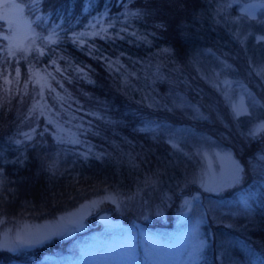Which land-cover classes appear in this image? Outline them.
I'll use <instances>...</instances> for the list:
<instances>
[{
	"label": "rangeland",
	"instance_id": "obj_1",
	"mask_svg": "<svg viewBox=\"0 0 264 264\" xmlns=\"http://www.w3.org/2000/svg\"><path fill=\"white\" fill-rule=\"evenodd\" d=\"M98 2L101 0H94ZM126 2L135 7L140 4L137 10L166 39L158 42L154 51L155 57H163L159 64L163 70L159 82L163 83L157 88L162 94L157 102L175 115L183 111L187 126L180 124L184 128L173 129L175 125L166 121L154 125L145 124V120L134 131L131 123L106 120L105 115L115 114V108L110 110L112 106L97 99L100 97L93 91L74 83L80 89H68L55 99L74 108L75 113L67 117L81 132L90 135L94 128L92 134L102 136L108 124L120 136H113L112 142L123 139L129 143L131 134L140 132L135 138L137 144L120 146V157L126 159V192L105 196L92 190L85 192L94 178H103V169L95 166L86 171L82 165L69 162L71 172L55 189L65 196L47 193L42 202H32L34 188L27 181L16 185L15 179L5 187V171L0 166V250L16 258L21 249H33L40 264L50 260L51 264H215L217 246L226 245V261L238 264L232 255L236 253L240 263L245 259L250 263V255H254L251 247L264 251V244L242 245L234 233L219 241V229L214 226L232 227L229 214L234 216L242 209L252 219L260 215L251 211L249 195L238 196L232 191L255 179H251L252 161L244 158L248 153L241 144L264 140V0ZM14 3L22 11L13 8ZM44 3L50 7L42 9ZM131 4H125L124 10L133 12ZM53 5L54 0H0V83H14V100L24 103L29 98L35 110L31 96L39 95L52 104L44 79L51 83L53 76L59 83L69 81L63 75L65 71L49 74L46 63L40 64L37 58H44L60 38L57 28L64 30L72 18L78 17L81 0H63L54 9ZM5 16L14 18V22L10 25ZM98 19L97 12L89 14L91 25ZM180 41L193 44L183 48ZM119 87L113 88L115 93L120 92ZM126 98L130 111L144 107ZM144 115L141 113V118H146ZM42 128L20 124L8 131L4 126L1 140L9 138L15 147L28 148L31 158L58 161L59 153L44 148L54 149L56 145L53 135ZM33 143L41 144L44 151ZM234 165L242 169L235 182L229 179ZM40 172L31 171L30 179L33 175L40 177ZM263 176L264 165L260 178ZM128 182L133 183L131 188ZM104 183H99L94 192H99ZM53 184L47 180L45 185ZM259 210L263 214L264 205ZM129 236L136 249L133 262L121 259ZM18 239L24 243H18ZM236 241L242 246L230 245Z\"/></svg>",
	"mask_w": 264,
	"mask_h": 264
},
{
	"label": "trees",
	"instance_id": "obj_2",
	"mask_svg": "<svg viewBox=\"0 0 264 264\" xmlns=\"http://www.w3.org/2000/svg\"><path fill=\"white\" fill-rule=\"evenodd\" d=\"M62 2L63 0H54L53 9ZM101 2L94 3V0H81V11L78 17L72 18L64 30L57 28V34L60 38L52 44L53 46L48 52L44 53V58H37L40 64L46 63L49 74L53 75L65 71L63 75L69 80L67 83H59L56 78L51 76L50 83L44 79L47 83L48 98L52 104L44 102L39 95L31 96L36 104L37 110H35L32 108L29 98L24 103L22 99L14 100L12 96L14 83H7V85L0 83V103H2L0 104V166L1 171H5L3 185L6 187L10 179H15L16 182L13 183L16 185L20 181H27L29 187L34 188L35 196H32V202L36 200L42 202L47 198V193L53 194L55 192L56 195L65 196L63 191H55V189L60 185L63 178L67 179L71 172L72 165L68 164L69 162L82 165V169L86 171L95 166L103 169V178H94L92 185L85 187V192L92 190L93 194L97 193V195L102 196L109 193L126 192L124 184L126 159L123 161L120 157V146L134 145L136 143L135 138L140 136V132L131 134L130 143L123 139L112 142L113 136L120 137L119 132L110 129L106 123L107 130L102 136L92 134L95 131L94 128L90 129V135L81 132L75 123L67 117L68 113H75L74 108H69L63 102L60 103L55 99L56 95L62 97L68 92V89H80L74 87V83L88 88V91H93L96 96L100 97L97 99H101L112 106L110 110L115 108L116 113H107L105 119L131 123L135 127L134 131H138L145 120H147L145 124L153 123L154 125L166 121L170 125H175L173 129L181 127L178 126L180 124L187 126L183 111H178L175 115L173 114L175 111L172 113L170 109L166 108L165 110L164 106L160 107L157 102L162 94H159L157 88L158 86L162 88L161 84L163 83L159 82V78H163V70L159 67L163 57H155L154 51L158 48V42H164L166 39L162 35H158L154 27L147 23L144 13L137 10L140 4L135 7L131 3H127L126 0H101ZM85 3L86 10H84ZM125 4H131L134 7V13L124 10ZM47 6L50 7V4H42V9ZM96 12L99 19L95 21L94 25H91L89 14ZM53 17L56 21L57 17ZM65 19H67V15ZM194 42L201 43L200 40H194ZM179 44L186 48V45L193 44V42L180 41ZM66 71L69 72L68 75H66ZM52 85H54V89H51ZM116 85L120 86L118 88L119 93L114 92L113 88H116ZM126 97L131 102L144 107L130 111L131 109L127 107L128 100ZM32 110L34 111L30 114ZM141 113H144L146 118H141ZM134 115H137L138 118L133 119ZM20 124L34 125L35 129L43 127V130H47L53 135L56 148L51 149L49 146L44 148L47 151H52L53 154L59 153L58 161H42L45 158H31L27 155L28 148L15 147L9 138L5 142L1 140L4 126L9 131L12 128L14 130V127ZM213 126L217 127V125H207V128ZM63 129V134L60 136ZM253 142L241 144V147H246L245 152L248 155L244 158L250 157L249 162L252 161L250 166L251 179L254 176L255 179L232 192L238 196L243 193L249 195L253 204L251 211L260 215H255V218L252 219L251 215L242 209L234 216L229 214L232 227L226 226V229H220L219 226H214L219 229L217 230L219 241V238L224 236V239H228L234 233L236 238L243 243L242 245L249 247L254 244H264V213L262 214L259 210V207L264 205V176L260 178V172L264 165V140ZM32 145L39 147L36 149L41 150V152L44 151L41 144L33 143ZM23 149L24 153L22 152ZM45 156V154L42 155V157ZM35 170L41 171L40 177L33 175L30 179L31 171ZM24 178L27 179L24 180ZM47 180L54 184L46 186ZM103 182H105L103 188L99 192H94L99 183ZM126 185L131 188L133 183L128 182ZM119 188L120 190L117 191ZM227 220L228 217L225 221ZM243 226L249 227L244 228ZM240 242H230V245L240 244ZM259 249L251 247L254 255H250V263L246 262L245 257V261L240 263L239 255L236 253L232 255L238 260V264H264V251ZM24 250L30 252L20 254L16 258H11V252H2L0 261L29 260V257L33 255L37 260L32 261L31 264L41 263L38 260L39 256L34 255L33 249ZM227 252L226 245L217 246L218 262L215 263L214 260V263H235L225 260L228 256ZM61 257H63L62 254ZM42 264H51V260Z\"/></svg>",
	"mask_w": 264,
	"mask_h": 264
},
{
	"label": "snow or ice",
	"instance_id": "obj_3",
	"mask_svg": "<svg viewBox=\"0 0 264 264\" xmlns=\"http://www.w3.org/2000/svg\"><path fill=\"white\" fill-rule=\"evenodd\" d=\"M261 6L264 7V4H262ZM12 7L17 9L18 11H22V9H20V5L19 4L14 3L12 5ZM5 19H7L8 23L10 25L14 22V18L9 19L7 16H5ZM4 38L8 39L9 37L5 36ZM241 171H242V169L240 168L239 165H234L233 168H232V171L230 173L229 179L232 180L233 182L239 180ZM72 223H78V221H72ZM17 242L21 243V244L24 243V241L20 240V239H18ZM135 256H136V249H135V246L133 244L132 237L129 236L128 243H127V246H126V252L121 257V259L123 261L133 262L135 260ZM145 259L147 261V257Z\"/></svg>",
	"mask_w": 264,
	"mask_h": 264
}]
</instances>
